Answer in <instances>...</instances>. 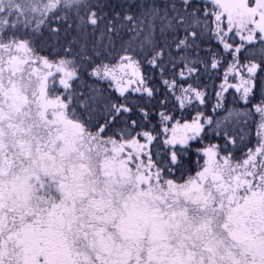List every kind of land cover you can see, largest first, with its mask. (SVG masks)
<instances>
[{
	"label": "snow or ice",
	"instance_id": "obj_1",
	"mask_svg": "<svg viewBox=\"0 0 264 264\" xmlns=\"http://www.w3.org/2000/svg\"><path fill=\"white\" fill-rule=\"evenodd\" d=\"M0 264H264V0H0Z\"/></svg>",
	"mask_w": 264,
	"mask_h": 264
}]
</instances>
